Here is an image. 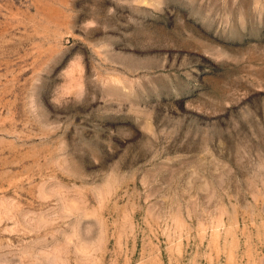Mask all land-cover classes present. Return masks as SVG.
Masks as SVG:
<instances>
[{
    "label": "rangeland",
    "instance_id": "obj_1",
    "mask_svg": "<svg viewBox=\"0 0 264 264\" xmlns=\"http://www.w3.org/2000/svg\"><path fill=\"white\" fill-rule=\"evenodd\" d=\"M0 264H264V0H0Z\"/></svg>",
    "mask_w": 264,
    "mask_h": 264
}]
</instances>
